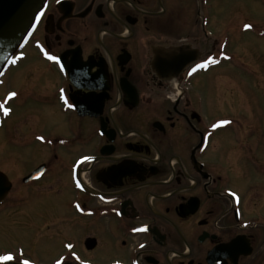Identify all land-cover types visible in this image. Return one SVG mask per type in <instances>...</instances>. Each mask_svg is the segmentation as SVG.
<instances>
[{
  "label": "flooded vegetation",
  "instance_id": "flooded-vegetation-1",
  "mask_svg": "<svg viewBox=\"0 0 264 264\" xmlns=\"http://www.w3.org/2000/svg\"><path fill=\"white\" fill-rule=\"evenodd\" d=\"M254 1H44L0 70V224L52 194L58 215L37 232L61 240L47 260L31 244L0 264H264V101L250 104L264 50L238 48L264 23L236 6ZM27 45L40 65L19 63Z\"/></svg>",
  "mask_w": 264,
  "mask_h": 264
},
{
  "label": "rangeland",
  "instance_id": "rangeland-1",
  "mask_svg": "<svg viewBox=\"0 0 264 264\" xmlns=\"http://www.w3.org/2000/svg\"><path fill=\"white\" fill-rule=\"evenodd\" d=\"M236 1V0H235ZM245 8H242L243 5L235 4L237 7L245 10V18L252 21L254 24L263 25L264 23V0H255L254 2L250 3H244ZM262 23V24H260ZM258 32H248L244 33L240 36L239 39V50L241 51V46H244V49L246 50H253L258 53L259 49L264 50V37H260ZM24 56L23 60H21L19 63L26 67L27 65H37L41 64L39 59L35 57V51L33 50L31 45H27L24 49V51L21 52ZM237 53V50H234V54ZM258 61H255L256 64ZM254 64V63H252ZM239 65L236 66L238 68ZM231 70V69H230ZM234 71V70H231ZM235 72V71H234ZM238 79L241 81V72H237ZM247 77V76H246ZM6 77L4 79V82L6 85L11 84V87H16L18 84L20 85L19 80L21 79V76L18 77H12L10 76ZM25 77H22V80ZM246 80L243 81V83H248L250 85H254L255 81L252 78H245ZM44 81V77H40V80L38 84H42ZM255 95H258L257 92H254ZM264 101V99L255 98V100H251V106L252 108L257 107L258 108V102ZM238 102H240L238 100ZM241 103V102H240ZM210 102L207 103V106L209 107ZM25 110L29 111L30 106H27L25 103L22 104V108L20 109L21 112H24ZM44 110V109H43ZM262 111V110H261ZM225 112V110H223ZM40 116H38V119L35 121L37 125H35L36 130H40L42 132L49 131L48 128L45 129L46 124H48L47 117H44L42 114V111L39 113ZM2 143L0 142V145ZM4 159H8V157L13 152L8 149H3ZM29 165L27 166V168ZM32 197L29 201L25 203L23 206V213L19 216H22L21 218L15 217L14 223L8 225V224H0V250L6 249V248H12V247H21V248H31L30 245L32 244V248L35 250L31 251V255L36 258L37 260H47L52 255L55 254V246L58 241L61 240V236L59 234L56 235V227H52V231L44 232L41 236L38 234V230L40 227L46 222L47 220H52V214L53 216L57 217L58 211L55 203V195H44V194H38V195H31ZM23 224L24 227L22 226ZM44 249V250H41Z\"/></svg>",
  "mask_w": 264,
  "mask_h": 264
},
{
  "label": "water",
  "instance_id": "water-1",
  "mask_svg": "<svg viewBox=\"0 0 264 264\" xmlns=\"http://www.w3.org/2000/svg\"><path fill=\"white\" fill-rule=\"evenodd\" d=\"M44 1L0 0V70L26 36ZM7 190L1 184L0 192Z\"/></svg>",
  "mask_w": 264,
  "mask_h": 264
},
{
  "label": "snow or ice",
  "instance_id": "snow-or-ice-1",
  "mask_svg": "<svg viewBox=\"0 0 264 264\" xmlns=\"http://www.w3.org/2000/svg\"><path fill=\"white\" fill-rule=\"evenodd\" d=\"M43 15H44L43 12H39V13L34 17V19H35L36 21H39V20L43 17ZM250 27H251V25H245V28H250ZM44 55L47 57V59L52 60V61H54V62H56V63H59V58L56 57V56H54V55H50L47 51L44 52ZM21 58H22V53H21ZM9 59H10V61H11V64H15V63H17V57H16L15 55L11 56ZM215 62H216V61H215L214 58H212V57H208V58L204 61V63H202V64H197L195 67H193V68L191 69V71H190V74L195 73L198 69H202V68L206 67L209 63H215ZM61 67H62V66H61ZM61 93L63 94V90H61ZM14 96H16V93H15V92L9 93L8 99H11V98L14 97ZM64 100H65V103H68V99H67L66 97L64 98ZM69 106L72 107L71 104H69ZM0 109L3 110V113H4L5 115H8L9 112H10V109H9L8 107H6L4 104H0ZM222 123H227V122H222ZM214 127H216V126L214 125ZM39 139H43V137H39ZM84 159H85V160H88V159H91V158H90V157H85ZM78 183H79V182H78ZM231 195H232L233 197L236 196L235 193H231ZM67 247H68L69 249H71V248L73 247V245L69 244V245H67ZM72 255L75 256V253H72ZM77 259H78V257H77ZM13 260H15V257H14L11 253H9V254H5V255H0V261L10 262V261H13ZM17 264H29V261H28V260L17 261ZM57 264H62V261L58 260V261H57Z\"/></svg>",
  "mask_w": 264,
  "mask_h": 264
}]
</instances>
